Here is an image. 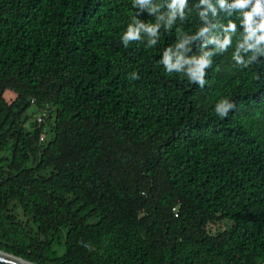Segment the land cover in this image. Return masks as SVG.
Here are the masks:
<instances>
[{"label": "trees", "instance_id": "1", "mask_svg": "<svg viewBox=\"0 0 264 264\" xmlns=\"http://www.w3.org/2000/svg\"><path fill=\"white\" fill-rule=\"evenodd\" d=\"M134 15L132 0H0V249L38 264H264V63L242 69L230 49L200 88L159 63L195 11L152 49L121 42Z\"/></svg>", "mask_w": 264, "mask_h": 264}, {"label": "clouds", "instance_id": "2", "mask_svg": "<svg viewBox=\"0 0 264 264\" xmlns=\"http://www.w3.org/2000/svg\"><path fill=\"white\" fill-rule=\"evenodd\" d=\"M136 15L132 16L121 42L127 48L131 42L146 37V47L154 48L161 38V29L170 32L178 21H185L195 11L198 25L194 30L182 31L174 45L164 48L159 63L164 70L182 74L193 84L203 88L206 70L213 65V58L228 53L235 66L248 68L264 63V0H132ZM147 12L155 22H144L140 16ZM227 22L221 21V16ZM129 79H139L132 72ZM236 109V102L228 96L219 98L214 112L225 120ZM0 264L7 261L0 259Z\"/></svg>", "mask_w": 264, "mask_h": 264}, {"label": "rangeland", "instance_id": "3", "mask_svg": "<svg viewBox=\"0 0 264 264\" xmlns=\"http://www.w3.org/2000/svg\"><path fill=\"white\" fill-rule=\"evenodd\" d=\"M37 119V117H34L32 121H35ZM11 211H13L14 214H16L22 221L24 222H28L30 223L32 226H34L32 219L26 215L23 211V209L21 208L20 205H18L17 203H15L14 205H11L10 207ZM233 225V221L232 220H221L218 221L216 223H211L208 228L213 231L216 232L218 230H224L226 228H228L229 226ZM59 252L62 253L63 252V248L59 247Z\"/></svg>", "mask_w": 264, "mask_h": 264}, {"label": "water", "instance_id": "4", "mask_svg": "<svg viewBox=\"0 0 264 264\" xmlns=\"http://www.w3.org/2000/svg\"><path fill=\"white\" fill-rule=\"evenodd\" d=\"M0 259L7 261V264H38L33 261L27 260L21 256L3 251L0 249Z\"/></svg>", "mask_w": 264, "mask_h": 264}, {"label": "built area", "instance_id": "5", "mask_svg": "<svg viewBox=\"0 0 264 264\" xmlns=\"http://www.w3.org/2000/svg\"><path fill=\"white\" fill-rule=\"evenodd\" d=\"M46 115V112L44 111L43 113H40L37 115V121L38 122H43L44 121V116ZM42 139H44V136H42Z\"/></svg>", "mask_w": 264, "mask_h": 264}]
</instances>
